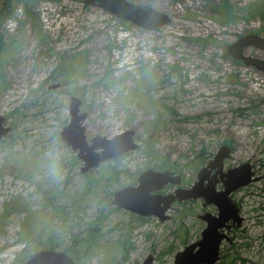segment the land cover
<instances>
[{
  "label": "rangeland",
  "instance_id": "374dc122",
  "mask_svg": "<svg viewBox=\"0 0 264 264\" xmlns=\"http://www.w3.org/2000/svg\"><path fill=\"white\" fill-rule=\"evenodd\" d=\"M131 1L167 13L170 23L143 31L83 0H35L31 16L19 0L5 2L13 18L0 23V37L15 52L0 72L9 127L0 140V264L75 240L78 264H141L149 254L152 264H174V254L200 237L205 222L197 216L216 208L201 199L174 203L161 222L115 208L112 194L164 161L188 189L224 144L231 149L224 170L250 163L259 180L231 193L244 221L216 264H264V74L225 54L238 35L264 37V0H228L248 11L230 24L216 14L221 0ZM71 97L88 113V141L133 129L137 149L85 177L60 139ZM87 237L96 243L86 246Z\"/></svg>",
  "mask_w": 264,
  "mask_h": 264
},
{
  "label": "water",
  "instance_id": "95a60500",
  "mask_svg": "<svg viewBox=\"0 0 264 264\" xmlns=\"http://www.w3.org/2000/svg\"><path fill=\"white\" fill-rule=\"evenodd\" d=\"M86 5L96 6L103 11L114 14L117 18L125 19L135 26L144 30L159 31L160 27L168 22V17L163 12H158L152 7L143 8L128 0H83ZM252 47L264 52V38L255 34H247L235 40L227 47V54L243 64L253 66L264 72V58L245 55L243 49ZM57 86V85H56ZM53 86V88H56ZM81 100L76 97L70 99L69 124L60 132V138L73 150L78 151V157L83 160L82 172L95 168L99 163L109 158H116L120 155L135 149L136 145L132 141L135 132L133 130L118 134L113 138L95 135L90 143L86 141V135L82 123L86 120V112H80ZM4 118L0 115V139L9 131L3 124ZM96 149L101 151L95 152ZM230 153L226 146L219 147L213 159L197 173V180L190 189L177 190L174 194L162 196L155 191L160 190L167 183L178 185L180 176L172 175V171L145 170L140 173L137 184L126 186L116 191L112 198V205L118 209L123 208L129 212H135L140 216H157L161 221L167 219L165 213L175 201L181 202L191 198L204 199L203 204H213L218 208L214 216L204 213L199 218L206 222V226L201 232V238L185 246L174 258V264H215L219 260V248L222 241L229 242V235L220 231L236 226L239 227L243 221L239 216V208L232 202L229 194L248 185L251 181L259 180L252 177L253 171L250 164L245 163L237 168H229L222 172L223 160ZM216 168L215 174L209 178V171ZM217 175L223 184V190L216 191L215 183ZM204 181H206L204 183ZM232 221L229 224V221ZM151 256H147L142 264H151ZM24 264H76L64 251L39 250L31 255Z\"/></svg>",
  "mask_w": 264,
  "mask_h": 264
},
{
  "label": "trees",
  "instance_id": "16d2710c",
  "mask_svg": "<svg viewBox=\"0 0 264 264\" xmlns=\"http://www.w3.org/2000/svg\"><path fill=\"white\" fill-rule=\"evenodd\" d=\"M20 2H17V3H20L22 5V9L24 10V12L29 15V12H30V5L31 3H33L35 0H19ZM6 3H9L10 0H0V23L5 20L6 18H13V13L12 11L9 13L5 10L6 8ZM5 10V12L3 11ZM240 9L237 7V6H233L231 4H229L228 0H221V4L218 6L217 8V11H216V14L219 16V19H222V22L224 24H230L231 22L235 23L238 21L239 18H237V14L240 13ZM243 12L245 13H248L247 10H242ZM241 11V12H242ZM31 16V15H29ZM3 40H1V37H0V72H1V68H2V65H3V62L7 61V57L8 55L11 56L14 54L15 52V48L14 46L13 47H10L12 45L8 44V43H4L2 42ZM207 41V39L205 40V42ZM212 43H214L212 40H211ZM10 45V46H9ZM12 48V49H10ZM7 58V59H6ZM68 73V72H67ZM66 75V74H65ZM68 76V74H67ZM66 77V76H65ZM67 79V78H66ZM201 158V156H199ZM118 159H115L114 161H118ZM200 161V159H199ZM201 161H202V158H201ZM204 163V162H203ZM166 168H169L173 171H175V168L173 165H169V163H167L166 161L162 162V164L160 165V169H166ZM110 173V172H109ZM108 171H104L101 175H105L107 177V180L105 182H107L108 180H110L112 178V175L109 174ZM87 177V175L85 176ZM98 181H100V179H98ZM99 185H101L102 182H98ZM107 184H112L111 182L110 183H107ZM88 186V185H86ZM108 205V202L105 201L104 202V205L102 207V209L104 210V208ZM96 224V223H95ZM96 226V225H95ZM95 226H92L91 229H96ZM84 241H88L86 243H88L86 246H89V245H93L96 243V240L95 239H90V238H85ZM75 243H76V240H75ZM74 243V244H75ZM80 244V246H83L85 245L86 243H82V241L78 242ZM74 244L73 246H66L64 248H62V251H65L68 255H70L74 260L76 259L75 257V254H76V250H74ZM84 247V246H83ZM120 247L122 248V244H120ZM48 248H52V249H55L57 248L55 246V244H50V246H48ZM81 250V249H80ZM85 253L87 252L84 251ZM232 260H229L228 264H231Z\"/></svg>",
  "mask_w": 264,
  "mask_h": 264
}]
</instances>
